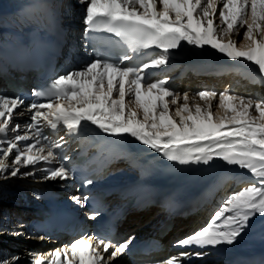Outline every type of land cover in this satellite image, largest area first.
I'll return each instance as SVG.
<instances>
[{
    "label": "snow or ice",
    "instance_id": "1",
    "mask_svg": "<svg viewBox=\"0 0 264 264\" xmlns=\"http://www.w3.org/2000/svg\"><path fill=\"white\" fill-rule=\"evenodd\" d=\"M79 3L85 38L92 40V34L100 32L112 34L122 51L114 57L89 54L83 64L57 74L44 90L34 91V96L46 97L47 102L27 106L30 122L26 127L33 131L31 136L27 130L19 134L21 125L14 124L23 98L0 94V134L12 133L10 139H0V174L28 176L33 173H21V167L56 161L54 149L60 144H42V139H48L42 129L64 126L70 134H76L84 123L112 136L129 135L181 165L220 159L226 165L247 170L255 179L227 195L205 225L177 240L175 246L204 249L232 245L248 227L250 218L264 215V98L233 95L229 90H202L196 93L203 102L199 103L187 92L177 94L167 79H153L147 70L166 65L170 52L186 42L200 49L209 46L231 61L250 63L256 67L258 78L264 80V0ZM241 29L244 43L238 47L231 37L241 35ZM151 49L159 53L147 62H135L137 55ZM217 97L218 103H214ZM21 142H25L23 147ZM45 171V179L67 180L71 176L64 163ZM71 199L81 204L89 197L73 195ZM99 215L94 210L88 218ZM85 236L81 234L46 255H34L30 264H111L130 247L132 239L114 244L107 236ZM192 255L203 257L207 253L183 251L163 264H183ZM19 259L0 258V264H19Z\"/></svg>",
    "mask_w": 264,
    "mask_h": 264
},
{
    "label": "bare ground",
    "instance_id": "2",
    "mask_svg": "<svg viewBox=\"0 0 264 264\" xmlns=\"http://www.w3.org/2000/svg\"><path fill=\"white\" fill-rule=\"evenodd\" d=\"M84 28L82 5L79 0H0V94L15 96L9 81L4 76L6 71L10 70L8 57H13L12 54L26 48L31 37H37L51 44L55 38H58L60 32L64 33V38L59 39V45L63 47L65 57L60 59L56 75L83 64L90 58ZM231 38L237 41L238 36L233 35ZM224 39L227 40L228 37ZM147 52H153L152 56H154L159 50H144L141 54ZM228 72L232 80L226 87L222 82ZM147 74L153 79H167L169 83L173 80L175 87L169 85L173 91L180 96L187 92L190 98L195 97V101L199 103L203 102L199 101L196 93L202 90L217 93L229 90L233 95L264 98V80L258 78L259 74L254 65L244 61H231L226 55L209 46L200 49L184 42L182 49L170 52V59L166 65L147 70ZM23 101V105L16 110L14 124L21 125L19 134L23 135L27 130L31 136L33 131L26 127L30 122L27 106L33 102H45L35 96ZM42 133L43 136L48 137L47 140L42 139V144H60L58 149H54L56 161L52 163L41 161L35 167H21V173H33L28 176L11 177L8 173L0 174V258L10 259L12 256H17L20 258L19 264H30L34 255H46L77 239L49 240L45 237V233L38 231L36 223L41 218V210L47 203H64L72 200L73 195L87 196L73 177L71 172L73 163L85 150L97 152L107 141L122 140L123 142L118 151L110 157L104 179L93 190H101L109 186L123 187L148 175L168 177L177 173L184 179L213 177L222 185L219 196L224 195V199L227 194H231L241 185L247 186L248 180L255 179L247 170L226 165L220 159H214L209 164L187 165L169 161L163 153L143 145L129 135L112 136L103 133L90 123H84L76 134H70L64 126L56 130L45 127ZM11 136V132L0 134V139L6 141ZM60 137L64 139L60 140ZM24 143L21 142L20 146L23 147ZM62 156H67L69 159L61 160ZM60 163H64L69 168L70 178L45 179V170L59 166ZM238 179L243 181L241 185L236 183ZM75 205L77 211L86 209V203H75ZM216 210L218 206L201 213L193 226L184 224L182 231L185 234L182 237L205 225ZM161 216L162 213L157 214L152 209L134 210V213L121 224L119 233L112 242L116 244L132 238L131 243H133L155 234ZM171 237V233L165 235V239ZM262 238H264V215L258 213L250 218L248 227L236 242L225 246L237 254L241 251H256V242ZM205 253L207 255L203 257L195 255L186 257L183 264H229L221 254H214L211 250ZM177 254L179 253L164 249L154 254L136 255L133 258L126 250L111 264H163L165 259Z\"/></svg>",
    "mask_w": 264,
    "mask_h": 264
},
{
    "label": "rangeland",
    "instance_id": "3",
    "mask_svg": "<svg viewBox=\"0 0 264 264\" xmlns=\"http://www.w3.org/2000/svg\"><path fill=\"white\" fill-rule=\"evenodd\" d=\"M242 33H243V29L241 30V35H239L238 36V39H237V46L239 47V45L241 44V43H244V41H243V39H242ZM229 74L230 73H227L226 75H225V77H224V80H223V85H225V86H228L229 85V82L231 81V75L229 76ZM227 77V78H226ZM183 95V94H182ZM215 103H218V100L215 102ZM214 111H215V108H214ZM242 186V185H241ZM227 195H229V194H227ZM226 195V196H227ZM225 196V197H226ZM225 199V198H224ZM219 206H221V204L220 205H218V207ZM46 238H47V236H45Z\"/></svg>",
    "mask_w": 264,
    "mask_h": 264
}]
</instances>
